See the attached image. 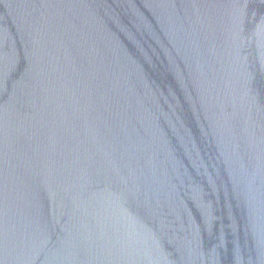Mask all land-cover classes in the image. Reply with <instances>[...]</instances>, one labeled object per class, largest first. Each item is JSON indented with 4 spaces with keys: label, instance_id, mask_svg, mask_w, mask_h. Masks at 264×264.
<instances>
[{
    "label": "water",
    "instance_id": "95a60500",
    "mask_svg": "<svg viewBox=\"0 0 264 264\" xmlns=\"http://www.w3.org/2000/svg\"><path fill=\"white\" fill-rule=\"evenodd\" d=\"M0 264H264V0H0Z\"/></svg>",
    "mask_w": 264,
    "mask_h": 264
}]
</instances>
